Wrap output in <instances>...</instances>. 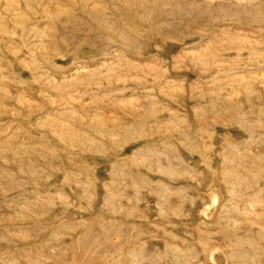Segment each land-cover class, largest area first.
Listing matches in <instances>:
<instances>
[{
	"label": "rangeland",
	"instance_id": "obj_1",
	"mask_svg": "<svg viewBox=\"0 0 264 264\" xmlns=\"http://www.w3.org/2000/svg\"><path fill=\"white\" fill-rule=\"evenodd\" d=\"M0 264H264V0H0Z\"/></svg>",
	"mask_w": 264,
	"mask_h": 264
},
{
	"label": "bare ground",
	"instance_id": "obj_2",
	"mask_svg": "<svg viewBox=\"0 0 264 264\" xmlns=\"http://www.w3.org/2000/svg\"><path fill=\"white\" fill-rule=\"evenodd\" d=\"M261 16H262V15H261ZM261 16H260V17H261ZM252 18H253V17H252ZM254 18H255V17H254ZM258 18H259V17H258ZM250 19H251V18H250ZM253 20H254V19H253ZM257 20H258V19H257ZM255 21H256V20H255ZM250 23H252V22H250Z\"/></svg>",
	"mask_w": 264,
	"mask_h": 264
}]
</instances>
